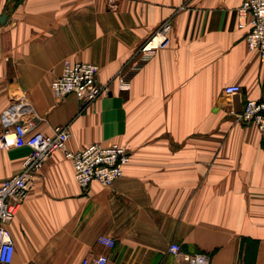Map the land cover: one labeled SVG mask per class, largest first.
I'll use <instances>...</instances> for the list:
<instances>
[{"label": "crops", "instance_id": "obj_1", "mask_svg": "<svg viewBox=\"0 0 264 264\" xmlns=\"http://www.w3.org/2000/svg\"><path fill=\"white\" fill-rule=\"evenodd\" d=\"M243 1L0 0V115L24 91L36 130L68 124L70 149L119 143L131 156L111 185L82 188L71 160L51 154L9 225L12 264H81L102 253L107 264H174L172 242L210 264H264V137L232 115L264 93L249 18L238 24ZM166 20L167 43L133 69ZM67 59L98 64L110 92L85 106L74 94L57 98L51 82ZM233 83L241 92L225 95ZM29 152L0 149V183Z\"/></svg>", "mask_w": 264, "mask_h": 264}, {"label": "built area", "instance_id": "obj_2", "mask_svg": "<svg viewBox=\"0 0 264 264\" xmlns=\"http://www.w3.org/2000/svg\"><path fill=\"white\" fill-rule=\"evenodd\" d=\"M237 11L240 27L245 26L249 18L250 28L246 35L248 48L257 51L264 58V0H244ZM171 28V20L161 24L141 46L139 58L131 62L133 69H137L153 50L167 43ZM98 72L99 65L94 62L67 59L63 63L62 73L51 82L53 94L57 98L74 94L83 106L88 105L110 92L109 84L99 82ZM116 77L121 88L129 87L125 73L117 74ZM223 92L227 96L240 93L241 85L228 84ZM232 115L238 122L255 124L264 137V93L259 98L248 99L244 108L232 111ZM37 118L38 115L24 91L14 92L10 103L0 115L3 125L0 149L11 146L30 148L21 170L0 183V264H12L15 244L9 225L23 203L34 176L51 154L62 151L71 160L75 178L82 188H87L94 180L105 186L111 185L123 175L124 167L131 161L126 146L119 143L102 145L95 142L72 150L68 147L71 135L68 124L57 125L52 133H44L35 129ZM98 240L110 248L115 245V240L107 235H100ZM168 250L176 257L174 264H210L207 253L185 251L178 242H172ZM108 260V255L102 253L83 258L81 264H107Z\"/></svg>", "mask_w": 264, "mask_h": 264}]
</instances>
